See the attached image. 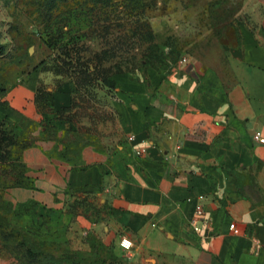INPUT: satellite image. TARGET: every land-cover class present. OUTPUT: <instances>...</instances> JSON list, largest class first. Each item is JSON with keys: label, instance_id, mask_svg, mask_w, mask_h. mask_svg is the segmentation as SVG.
Here are the masks:
<instances>
[{"label": "crops", "instance_id": "crops-1", "mask_svg": "<svg viewBox=\"0 0 264 264\" xmlns=\"http://www.w3.org/2000/svg\"><path fill=\"white\" fill-rule=\"evenodd\" d=\"M244 10L251 25L229 50L226 75L179 64L113 77L127 140L111 159L89 151L71 168L26 149L27 184L4 190L18 220L71 245L94 234L122 264H264V143L252 139L264 137V0ZM40 78L9 80L0 124L50 114L37 100ZM52 96L53 112L67 106L65 93Z\"/></svg>", "mask_w": 264, "mask_h": 264}, {"label": "rangeland", "instance_id": "rangeland-1", "mask_svg": "<svg viewBox=\"0 0 264 264\" xmlns=\"http://www.w3.org/2000/svg\"><path fill=\"white\" fill-rule=\"evenodd\" d=\"M245 1L0 0V104L11 78L34 72L41 77L38 92L45 94L39 107L50 113L37 122L0 124L1 262L123 263L94 234L62 245L64 256L38 245L53 238L23 228L4 190L26 182L24 152L31 147L71 168L85 166L89 151L97 161L116 155L127 140L114 108L116 74L196 64L226 75L229 50L242 27L251 25ZM52 92L54 99L65 93L67 106L53 112Z\"/></svg>", "mask_w": 264, "mask_h": 264}, {"label": "trees", "instance_id": "trees-1", "mask_svg": "<svg viewBox=\"0 0 264 264\" xmlns=\"http://www.w3.org/2000/svg\"><path fill=\"white\" fill-rule=\"evenodd\" d=\"M53 1V0H52ZM87 71H88V69H87ZM96 71V68H94L92 71H89V72H91V73H93V72H95ZM85 72V71H84ZM43 98V95H41V94H37V100L40 102L41 101V99ZM27 184V178H26V182L25 183H18V185H26ZM16 215V214H15ZM18 220V219H17ZM19 221V220H18ZM19 223H21L20 221H19ZM22 224V227L23 228H25V229H27L28 231L31 229V227H29L28 225L27 226H25L23 223H21ZM32 231H34V232H36V233H38L37 231H35V230H32ZM39 234V233H38ZM50 238H53V239H51V240H46V239H40V240H38L39 241V244L38 245H50V246H52V249H51V251L52 250H55L56 248L57 249H60L61 250V254L60 255H62V256H64L65 254H66V250H67V248H64V249H62L61 247H62V245L63 246H65L66 247V245H68V243L66 242H63V240H61L59 237H50ZM34 254V253H33ZM36 254V253H35ZM60 257V256H59ZM58 264H68V263H66L65 261H63V262H60V263H58ZM73 264V263H72Z\"/></svg>", "mask_w": 264, "mask_h": 264}, {"label": "built area", "instance_id": "built-area-1", "mask_svg": "<svg viewBox=\"0 0 264 264\" xmlns=\"http://www.w3.org/2000/svg\"><path fill=\"white\" fill-rule=\"evenodd\" d=\"M252 139L258 143H264V137L262 136L260 131H254L252 134ZM202 216H203V209L201 206H197L190 220L191 225H193L195 231L197 232L200 230L199 222L202 219ZM230 226L233 227V224H231Z\"/></svg>", "mask_w": 264, "mask_h": 264}]
</instances>
